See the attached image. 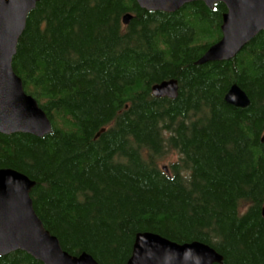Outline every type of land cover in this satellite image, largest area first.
<instances>
[{"label": "trees", "instance_id": "16d2710c", "mask_svg": "<svg viewBox=\"0 0 264 264\" xmlns=\"http://www.w3.org/2000/svg\"><path fill=\"white\" fill-rule=\"evenodd\" d=\"M226 12L43 0L30 13L13 68L53 130L0 134V170L36 182L34 209L69 254L127 264L151 232L209 245L223 264H264V32L229 62L196 65ZM170 79L178 99L155 98ZM234 84L249 108L226 103ZM0 264L42 263L16 252Z\"/></svg>", "mask_w": 264, "mask_h": 264}, {"label": "water", "instance_id": "95a60500", "mask_svg": "<svg viewBox=\"0 0 264 264\" xmlns=\"http://www.w3.org/2000/svg\"><path fill=\"white\" fill-rule=\"evenodd\" d=\"M43 0H0V134H26L44 138L53 127L47 113L24 88L14 71L13 59L20 38L26 31L28 17ZM148 12L174 14L185 6L202 2L213 10L217 3L226 6L221 27L222 38L196 63L205 66L229 62L242 53L264 32V0H136ZM132 14L123 18L128 26ZM180 87L176 79L156 84L155 98L177 100ZM228 105L247 109L248 94L234 84L225 96ZM102 130L98 135L102 132ZM264 142V138H263ZM167 171V168H165ZM36 182L14 169L0 170V257L24 252L42 264H99L91 255L73 256L66 252L59 239L48 231L38 217L31 192ZM264 217V208L262 210ZM224 257L202 242L178 244L156 233L136 236L132 256L127 264H223Z\"/></svg>", "mask_w": 264, "mask_h": 264}, {"label": "rangeland", "instance_id": "374dc122", "mask_svg": "<svg viewBox=\"0 0 264 264\" xmlns=\"http://www.w3.org/2000/svg\"><path fill=\"white\" fill-rule=\"evenodd\" d=\"M173 159H174V157H171V158L165 160L164 162H162L161 165H162L163 167H167L168 164H169V161H173Z\"/></svg>", "mask_w": 264, "mask_h": 264}]
</instances>
